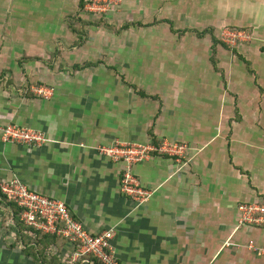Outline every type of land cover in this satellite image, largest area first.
Masks as SVG:
<instances>
[{
  "label": "crops",
  "instance_id": "0c3cea01",
  "mask_svg": "<svg viewBox=\"0 0 264 264\" xmlns=\"http://www.w3.org/2000/svg\"><path fill=\"white\" fill-rule=\"evenodd\" d=\"M123 3L97 14L76 0H0V123L46 136L34 145L0 133V183L62 200L93 234L111 230L120 264H264L247 247L264 246V227L238 223L239 203L264 201V47L223 65L219 49L215 63L210 52L208 62H154L112 47L101 27L141 1ZM75 19L93 23L81 43ZM40 84L53 94H35ZM163 139L185 152L133 165L150 191L138 203L121 192L124 164L98 148ZM24 248L0 197V264H39ZM72 250L52 243L46 258L65 262Z\"/></svg>",
  "mask_w": 264,
  "mask_h": 264
},
{
  "label": "built area",
  "instance_id": "2783aa9c",
  "mask_svg": "<svg viewBox=\"0 0 264 264\" xmlns=\"http://www.w3.org/2000/svg\"><path fill=\"white\" fill-rule=\"evenodd\" d=\"M120 2L121 0H89L85 9L102 14L117 7ZM33 92L47 97L53 94V87L39 85L33 88ZM0 133L4 141L39 145L46 140L43 132L16 124L0 123ZM98 149L110 159L124 164L120 178L121 192L136 202L142 203L148 199L150 191L140 184L132 172L133 165L148 158L154 151L169 156H182L186 146L177 141L163 139L158 144L115 142L100 146ZM0 191L8 201L15 203L21 209L20 218L32 231L55 234L68 241L73 250L69 259L65 260L67 264H75L80 260L86 261L90 256L97 258L102 264H120L110 243L113 236L112 231L105 230L99 234L89 232L72 215L62 200L30 189L17 179L0 183ZM238 213L239 225L264 227V201L241 202L238 205ZM247 247L257 254L264 255V246L250 242Z\"/></svg>",
  "mask_w": 264,
  "mask_h": 264
},
{
  "label": "rangeland",
  "instance_id": "374dc122",
  "mask_svg": "<svg viewBox=\"0 0 264 264\" xmlns=\"http://www.w3.org/2000/svg\"><path fill=\"white\" fill-rule=\"evenodd\" d=\"M139 1L141 4L137 0L139 6L133 11H126L118 19L107 21L109 26L101 24L105 34L110 33L112 37L111 46L141 48L142 56L153 58L154 62L165 61V57L174 59L175 62H188L189 57L208 62L209 52L219 49L218 56L222 65L232 62V50L247 54L248 49L264 47V0ZM123 2L121 0L120 4ZM130 22L135 23L133 28L121 29L125 23ZM206 27L219 41L228 44L231 51L223 50L220 45L212 48V38L208 34L198 38L193 31L183 35L175 32L183 28L202 30ZM156 48L164 51L151 55L156 52ZM167 50L174 55L166 53ZM127 53L133 54L134 51ZM113 57L111 55V61ZM214 59L218 61L217 56Z\"/></svg>",
  "mask_w": 264,
  "mask_h": 264
},
{
  "label": "trees",
  "instance_id": "16d2710c",
  "mask_svg": "<svg viewBox=\"0 0 264 264\" xmlns=\"http://www.w3.org/2000/svg\"><path fill=\"white\" fill-rule=\"evenodd\" d=\"M76 1L78 2L79 9L84 10L85 6L89 0H76ZM117 7L112 8L110 11L115 10ZM100 19H102V18H100ZM95 23H96V21H95ZM83 24H93V23H90V22L80 23L79 19L72 20L69 23L72 32L79 37L80 41L78 43H81L83 41L84 36H85ZM104 25L109 26L107 23H105ZM134 26H135V23H133V22L125 23L121 29H131ZM172 30H173V28H172ZM191 31H193L198 38H202V37L206 36L207 34L210 35L212 38V44H211L212 48L220 45V47H222L223 49H225L227 51H231L230 46L226 43L219 41L218 38L215 36V34L212 31H210V29L207 27L202 29V30H199L197 28H193V29L183 28V29L175 30V32H178L180 35L181 34L183 35L184 33L191 32ZM215 52H216V50L213 49V53L211 55V57H212L211 59L214 63L216 62L214 59L215 58ZM232 53H234L236 56L242 58L238 52L232 50ZM52 55H54V54H52ZM242 59H244V58H242ZM244 61L247 62L246 60H244ZM89 64H91V63L88 62L85 65H89ZM0 77H1V75H0ZM150 143L158 144L157 141H155V142L152 141ZM157 153L163 154V153H160L158 151H154L151 153V156L154 154H157ZM163 155H167V154H163ZM0 197L2 199H4L10 206V215H11L12 222H13V230L15 232V236H16L17 241H21L23 246L25 247L24 250H25L26 254L31 255L35 261L39 262V264L40 263L41 264H67L66 261L63 262L62 260H60L58 262L54 261L55 256H51L50 262H49V260H47L48 254H47L46 249H48V247L52 243L60 246L63 243L69 244L68 241L65 238L57 236L55 234H45V233H41V232L32 231L31 228L27 227L22 222V220L20 218L21 209L15 203L8 201L6 199V197L1 193V191H0ZM5 220H6V217L4 216L2 221L5 222ZM30 232H33L35 234H32ZM69 257H70V255L67 257V260L69 259ZM75 264H102V263L97 258L90 256V257H87L86 261L80 260V261H77Z\"/></svg>",
  "mask_w": 264,
  "mask_h": 264
}]
</instances>
